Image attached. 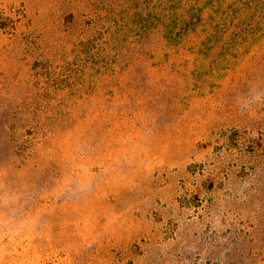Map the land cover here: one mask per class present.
Masks as SVG:
<instances>
[{"label":"rangeland","instance_id":"374dc122","mask_svg":"<svg viewBox=\"0 0 264 264\" xmlns=\"http://www.w3.org/2000/svg\"><path fill=\"white\" fill-rule=\"evenodd\" d=\"M0 264H264V14L0 0Z\"/></svg>","mask_w":264,"mask_h":264},{"label":"trees","instance_id":"16d2710c","mask_svg":"<svg viewBox=\"0 0 264 264\" xmlns=\"http://www.w3.org/2000/svg\"><path fill=\"white\" fill-rule=\"evenodd\" d=\"M243 1L247 2L249 8H252V6H256V10L264 14V0H243Z\"/></svg>","mask_w":264,"mask_h":264}]
</instances>
